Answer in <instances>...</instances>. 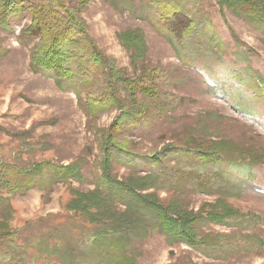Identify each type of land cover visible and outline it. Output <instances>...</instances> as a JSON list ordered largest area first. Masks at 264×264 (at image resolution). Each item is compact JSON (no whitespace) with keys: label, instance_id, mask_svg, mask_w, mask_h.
<instances>
[{"label":"trees","instance_id":"trees-1","mask_svg":"<svg viewBox=\"0 0 264 264\" xmlns=\"http://www.w3.org/2000/svg\"><path fill=\"white\" fill-rule=\"evenodd\" d=\"M92 1L0 0L1 29L10 31L12 22L30 20L18 39L21 46L31 44V70L76 94L100 151L87 177L83 170L89 160L85 156L68 164L26 160L24 153L30 154L41 141L34 142L31 149L33 130L12 131L0 124V138L9 136L20 145L19 152L5 156L0 144V264H136L142 255L138 247L156 234L165 236L170 244L185 243L213 259L239 252L241 240L256 242L257 250L264 241L247 234L249 219L255 215L249 216L227 200L244 198L249 187L231 183L230 176L219 177L218 171L209 169L224 161L222 152L235 150L232 141L209 143V125H187L176 135V145L170 143L152 153L140 151L142 144L136 141V133L141 128H156L154 120L175 117L183 99L174 91L184 78L174 66L166 68L150 58L149 45L140 28L117 33L128 55V66L108 55L90 35L83 16ZM108 1L120 13L128 11L155 28L183 63L207 64L209 59L219 58L221 41L209 34L204 21H197L201 16L192 17L185 8L188 0ZM216 1L222 9L248 18L264 32V0ZM7 52L0 39V60ZM203 79L211 86L218 83ZM113 112L116 116L109 125L97 127L100 116ZM248 113L244 115L255 121ZM223 120L218 117L217 122L221 124ZM119 167L126 170L125 174L119 176ZM224 170L228 175L234 172L231 162ZM241 174L246 182L251 181V165ZM74 182L93 187L84 190L75 187ZM58 184L69 185L71 198L65 207L83 215L82 219L71 218L56 226L41 217L40 221H26L20 229L10 226L15 196L39 189L44 192L43 200L48 201ZM252 186L253 190L260 188ZM194 190L217 198L214 203H203L197 211L189 210ZM162 191H166V197H162ZM255 220L258 224L261 219L257 216ZM209 222L238 232L215 233L210 231ZM21 229L27 230L28 236L19 245L16 238ZM33 229H38L39 234Z\"/></svg>","mask_w":264,"mask_h":264},{"label":"rangeland","instance_id":"rangeland-1","mask_svg":"<svg viewBox=\"0 0 264 264\" xmlns=\"http://www.w3.org/2000/svg\"><path fill=\"white\" fill-rule=\"evenodd\" d=\"M185 8L190 10L194 19L201 16L197 21L202 24L204 21L210 29L209 34H215V40L221 41L218 59H209L207 64L201 61L183 63L168 40L160 36L155 28L134 18L128 11L120 13L108 0H93L83 16L95 42L120 64L128 66L129 58L117 33L127 28H140L148 42L150 58L166 68L174 66L177 74L184 78V83L174 91L183 99L182 105L173 114L175 117L154 120L156 128H141L136 133V141L140 146L142 144L140 151L152 153L167 144H175L176 135L187 125H209V143L232 141L235 150L230 148L232 153L227 150L222 152L224 161L209 169L218 171L219 177L230 176L231 183L249 187V194L244 198L227 200L249 216L255 215L254 219H249L247 234L264 241V32L248 18L235 15L227 8L222 9L216 0H188ZM29 23V19L12 22L10 31L0 27L1 43L8 49L6 56L0 60V124L12 131L33 130L31 149L35 147L34 142L41 141L30 154L24 153L26 160L45 159L68 164L74 158L85 156L89 164L83 171L90 177L94 161L100 154L95 131L89 130V118L79 107L73 91L62 89L53 79L31 70V44L21 46L18 39L22 27ZM203 77L218 83L211 86L205 83ZM245 113L255 121L248 120ZM115 116L116 112L100 116L97 127L109 125ZM218 117L224 119L221 124L217 122ZM0 144L5 156L20 151L18 140L9 136H1ZM98 159L100 161L101 157ZM228 162L234 168L229 175L224 170ZM249 165L253 169V174L249 175L252 180L246 182L241 173L247 171ZM117 170L119 176L126 171L123 167ZM72 184L84 190L93 187L87 183ZM252 185L260 187L259 190H253ZM43 193L32 189L26 195H17L12 199L14 216L10 226L13 229H20L28 220L40 221L41 217L48 218L47 224L56 226L69 222L71 218H83V215L74 214L65 207L71 198L68 184H58L48 201L43 200ZM161 195L166 197V191H162ZM190 198L187 208L197 211L205 202L214 203L217 196L194 190ZM257 216L261 219L258 224L255 220ZM208 224L210 231L215 233L238 232L219 223ZM33 233L39 234V230L33 229ZM27 236V230H19L17 244L25 243ZM238 245L241 247L239 252L213 259L185 243L170 244L165 236L156 234L138 247L142 255L137 258L136 264H264V243L257 250L256 242L248 244L241 240ZM247 247L253 250L247 252Z\"/></svg>","mask_w":264,"mask_h":264}]
</instances>
